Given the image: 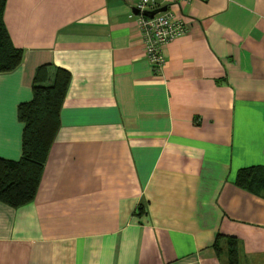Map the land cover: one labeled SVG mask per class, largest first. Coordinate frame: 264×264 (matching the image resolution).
<instances>
[{
  "label": "crops",
  "instance_id": "crops-1",
  "mask_svg": "<svg viewBox=\"0 0 264 264\" xmlns=\"http://www.w3.org/2000/svg\"><path fill=\"white\" fill-rule=\"evenodd\" d=\"M136 0H6L20 65L0 73V157L21 155L17 106L36 68L71 73L32 202H0V264H264V0L171 4L186 31L153 72ZM216 234L222 236L216 243Z\"/></svg>",
  "mask_w": 264,
  "mask_h": 264
},
{
  "label": "trees",
  "instance_id": "trees-1",
  "mask_svg": "<svg viewBox=\"0 0 264 264\" xmlns=\"http://www.w3.org/2000/svg\"><path fill=\"white\" fill-rule=\"evenodd\" d=\"M6 0H0V73L16 69L23 49L16 47L3 20ZM71 81L66 68L52 64L39 65L32 82V98L17 106V118L23 124L21 155L18 159L0 157V202L20 207L33 201L50 147L60 126V110ZM235 185L264 197V165L237 170ZM216 234L217 247L219 238ZM227 264H238V240L225 237Z\"/></svg>",
  "mask_w": 264,
  "mask_h": 264
},
{
  "label": "built area",
  "instance_id": "built-area-1",
  "mask_svg": "<svg viewBox=\"0 0 264 264\" xmlns=\"http://www.w3.org/2000/svg\"><path fill=\"white\" fill-rule=\"evenodd\" d=\"M188 1L190 0H136L133 4V8L138 11V22L144 37L145 57L153 72L160 71L165 64L163 46L186 31L183 20L168 10V6ZM162 6H167V9L152 16L144 14L146 10Z\"/></svg>",
  "mask_w": 264,
  "mask_h": 264
},
{
  "label": "water",
  "instance_id": "water-1",
  "mask_svg": "<svg viewBox=\"0 0 264 264\" xmlns=\"http://www.w3.org/2000/svg\"><path fill=\"white\" fill-rule=\"evenodd\" d=\"M166 9H167V6H162V7H159V8H155V9H153V10H146V11L144 12V14L147 15V16H152V15H154L155 13H157V12H159V11H165ZM132 11H133L134 13H137V12H138L136 8H133Z\"/></svg>",
  "mask_w": 264,
  "mask_h": 264
}]
</instances>
